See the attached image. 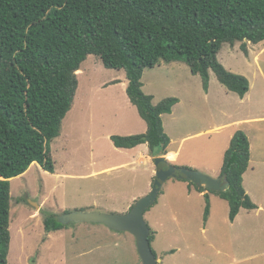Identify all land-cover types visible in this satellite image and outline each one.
<instances>
[{
    "label": "rangeland",
    "instance_id": "rangeland-1",
    "mask_svg": "<svg viewBox=\"0 0 264 264\" xmlns=\"http://www.w3.org/2000/svg\"><path fill=\"white\" fill-rule=\"evenodd\" d=\"M241 45L224 44L218 60L228 71L249 80L252 92L246 102L241 101L245 96L221 84L213 71L205 89L203 79L184 62L162 61L144 71L143 91L155 105L178 99L172 113L163 116L169 149L181 147L177 167L217 177L179 165L219 164L221 171L222 142L231 130L242 129L240 123L229 124L246 116L264 117V42H246L247 55ZM80 71L72 109L51 144L55 172L34 163L11 180L8 264H142L137 240L129 232L89 223H71L52 233L45 230L48 213L58 219L70 212L126 214L151 192L156 178V157L150 155L147 164L140 159L141 152L149 155L148 144L121 150L111 141L112 135L148 131L124 88L125 71L107 69L95 55ZM118 79L124 82L112 83ZM248 129L253 160L244 175V188L258 209H242L231 222L229 204L212 194L206 221L205 197L189 195L184 188L187 182L170 178L163 183L157 204L145 214L155 233L152 248L160 264H264V121L256 120ZM200 132L204 133L196 135Z\"/></svg>",
    "mask_w": 264,
    "mask_h": 264
},
{
    "label": "trees",
    "instance_id": "trees-1",
    "mask_svg": "<svg viewBox=\"0 0 264 264\" xmlns=\"http://www.w3.org/2000/svg\"><path fill=\"white\" fill-rule=\"evenodd\" d=\"M238 42L245 55L246 42H264V0H0V264H8L11 242V180L34 163L55 172L51 144L72 109L76 72L90 55L107 69L125 71L128 97L148 126L146 134L112 135L114 146L133 149L147 143L150 155L158 157L171 143L162 116L172 113L178 99L155 105L143 91L144 71L162 61L184 62L205 89L213 71L230 92L244 97L249 80L218 60L224 44ZM250 161L249 138L239 130L220 174L228 190L209 192L182 180L205 193L206 221L210 194L229 204L231 222L242 209H258L244 188ZM44 226L52 233L71 225L48 213ZM154 235L151 230V244Z\"/></svg>",
    "mask_w": 264,
    "mask_h": 264
},
{
    "label": "water",
    "instance_id": "water-1",
    "mask_svg": "<svg viewBox=\"0 0 264 264\" xmlns=\"http://www.w3.org/2000/svg\"><path fill=\"white\" fill-rule=\"evenodd\" d=\"M166 165L165 169L161 168ZM157 167L156 178L151 192L136 201L134 206L126 214H105L101 212H70L64 214L59 220L63 225L71 223L103 224L117 232H129L137 240V250L142 264H160V260L154 254L150 242L151 229L145 220L146 212L158 201L162 191L163 182L170 178L183 180L196 186L205 187L211 192H224L230 184L222 177H213L201 171L186 168H176L168 163L165 157L155 159ZM35 205V202H31ZM39 207V206H38Z\"/></svg>",
    "mask_w": 264,
    "mask_h": 264
},
{
    "label": "crops",
    "instance_id": "crops-1",
    "mask_svg": "<svg viewBox=\"0 0 264 264\" xmlns=\"http://www.w3.org/2000/svg\"><path fill=\"white\" fill-rule=\"evenodd\" d=\"M174 63V62H173ZM168 65H170V63L168 64ZM80 71V70H79ZM124 71V70H123ZM118 81H120V82H124V81H122V80H115V81H113L112 83H115V82H118ZM123 85H124V88L126 89V87H128V80H127V78H126V80H125V82L123 83ZM250 90H252L251 88H250ZM252 92V91H251ZM251 92H249L248 94H247V96L245 95V97H244V99H242L241 101L242 102H246V101H248L249 99H250V97H251ZM210 97H211V95L209 96V99H210ZM165 116V115H164ZM162 119H163V116H162ZM232 119V118H231ZM236 121H234L233 123H231V124H229V126H233L234 124H236V123H240L241 125H242V129H237V130H231L230 132H229V134L224 138V140H223V144H222V156H223V158H224V155H225V152L228 150V148H229V146H230V142H231V140H232V138H233V136H234V134L237 132V131H239V130H242L243 132H245L246 133V135L248 136V138H249V141H250V149H251V152H252V149H253V139H252V137H251V135H250V133H249V129H248V127H250L252 124H254V121H256V120H263L264 121V117H261V118H252V117H248V116H246V117H242V118H239V119H235ZM163 125H164V123H163ZM202 133H204V132H200V133H197L196 135H200V134H202ZM185 139V138H184ZM113 143V142H112ZM147 144V143H146ZM114 145V144H113ZM142 145H145V144H142ZM142 145H140V146H142ZM115 147V146H114ZM139 147V146H138ZM138 147H136V148H138ZM118 149H120V148H118ZM133 149H135V148H133ZM181 149V147H179V150ZM121 150H130V149H121ZM179 150H177V151H174V150H171V149H169V147H168V152H167V154L166 155H163V157H165L166 158V160L168 161V163H170V164H172V165H175V166H177V164H175L176 162H177V160H178V158H177V155H178V153H179ZM149 155L147 156L146 155V153H144V152H141L140 153V159L141 160H144V164H147V162L148 161H150V160H152V157L150 156V150H149V153H148ZM160 156H162V155H160ZM251 160H253V158H252V154H251ZM250 163H251V161H250ZM200 166H202L203 168H201V167H199L198 166V164H182V165H179V166H189V167H191V168H196V169H198V170H205V171H207V172H212V174H215V176H217V177H219L220 176V174H221V171H220V168H219V164H199ZM250 167H251V164L249 165V168H248V170L250 169ZM248 172V171H247ZM188 185V184H187ZM186 184L184 185V188L186 189V191H187V193L189 194V195H191V194H198L199 195V197H201V198H203L204 197V194L205 193H200V192H198V191H196V190H194V191H190L189 189H188V186H187ZM247 192V191H246ZM214 195V194H213ZM210 196H212V194H210Z\"/></svg>",
    "mask_w": 264,
    "mask_h": 264
},
{
    "label": "clouds",
    "instance_id": "clouds-1",
    "mask_svg": "<svg viewBox=\"0 0 264 264\" xmlns=\"http://www.w3.org/2000/svg\"><path fill=\"white\" fill-rule=\"evenodd\" d=\"M158 157H163V156H158ZM157 158V157H156ZM170 164V163H169ZM170 165H172V164H170ZM172 166H174V167H176V168H178L177 166H175V165H172ZM156 167V166H155ZM157 168V167H156ZM162 168V167H161ZM163 169H165V168H163ZM187 169V168H186ZM193 170V169H192ZM219 177H221V176H219ZM179 180V179H178ZM225 180V179H224ZM164 183V182H163ZM189 183V182H188ZM210 192V191H209ZM205 195V194H204Z\"/></svg>",
    "mask_w": 264,
    "mask_h": 264
},
{
    "label": "bare ground",
    "instance_id": "bare-ground-1",
    "mask_svg": "<svg viewBox=\"0 0 264 264\" xmlns=\"http://www.w3.org/2000/svg\"><path fill=\"white\" fill-rule=\"evenodd\" d=\"M77 73H78V74H81V73H82V71H77Z\"/></svg>",
    "mask_w": 264,
    "mask_h": 264
}]
</instances>
